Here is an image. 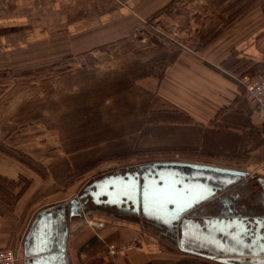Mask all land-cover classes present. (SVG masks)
Returning <instances> with one entry per match:
<instances>
[{
	"label": "rangeland",
	"instance_id": "rangeland-1",
	"mask_svg": "<svg viewBox=\"0 0 264 264\" xmlns=\"http://www.w3.org/2000/svg\"><path fill=\"white\" fill-rule=\"evenodd\" d=\"M0 1L4 16L6 0ZM117 6L74 21L62 6L40 12V21H0V194L12 199L30 188L34 205L68 203L92 180L156 161L243 169L253 183L264 178V151L256 143L214 131L210 126L220 122L201 123L177 104L190 93L186 83L197 82L198 62L235 80L226 66L239 53L238 41L264 34V0ZM263 67L233 73L243 96L240 77ZM72 222L73 236L84 230L81 240L95 243L72 264H129L136 251L159 257L153 264H223L182 253L136 223L88 213Z\"/></svg>",
	"mask_w": 264,
	"mask_h": 264
},
{
	"label": "water",
	"instance_id": "water-1",
	"mask_svg": "<svg viewBox=\"0 0 264 264\" xmlns=\"http://www.w3.org/2000/svg\"><path fill=\"white\" fill-rule=\"evenodd\" d=\"M249 176L247 170L200 162L156 161L95 179L89 193L97 205L122 208L171 236L183 251L225 264H264V213L209 210L220 193ZM82 197L39 212L24 242L27 264H69V223L85 215Z\"/></svg>",
	"mask_w": 264,
	"mask_h": 264
},
{
	"label": "crops",
	"instance_id": "crops-1",
	"mask_svg": "<svg viewBox=\"0 0 264 264\" xmlns=\"http://www.w3.org/2000/svg\"><path fill=\"white\" fill-rule=\"evenodd\" d=\"M124 1L125 0H6V3H4L6 4L7 13L4 16L0 15V21H40V12H46L48 10L57 11L58 13L62 7L66 13L67 19H69L67 21H74L76 18L79 20L85 19V17H91L95 12L106 10V7L113 6L112 8H115ZM2 3L3 2L0 1V6H2ZM55 15L57 14L55 13ZM248 38L249 37H247V39ZM234 46L239 53L234 56L235 58L232 63H228L226 70L232 72L231 76L235 78V80L227 79L225 76L218 73L217 70H214L213 67L212 69L198 62L195 65L196 71L193 72L199 75L198 80L197 82L190 81L186 83V86L190 90V96L185 95V99L178 100L177 104H180L179 107L182 108V110L188 112V114L192 115L201 123H208L209 121L220 122L214 126L211 125L210 128H212V130L217 132L224 131L228 137L234 140L237 139L241 144H243L244 141L248 146H250L251 143H256L254 147L259 148V151H264V126H260L252 115L251 104L244 98L243 88L236 82V77L233 74L242 69L243 71L250 70L256 64L264 63V34L258 38L256 37V39L253 38L247 41L241 39ZM229 54L230 52L228 55ZM222 60H225V58L221 57L217 59L215 63H219L220 65ZM219 65L216 66L220 67ZM213 142L211 141L210 143ZM14 167L17 168V170L19 168L16 165H14ZM3 170L4 172H2V174H8L9 176V174L12 173V177L15 179L14 171L10 172L8 168H3ZM249 173L252 175V172ZM29 190L30 188L28 191ZM28 191L21 195L19 191H16L14 193L15 197L12 196L14 200L12 205H9V201L12 199H8L7 195L3 193L0 194V247L15 244L18 240H21L20 244L15 248L20 257L17 264H27L28 259L24 254V242L39 212L45 208L66 203V199H61L34 205L31 201L32 199H28ZM118 223L122 222L118 221ZM72 227L73 222L71 221L69 223L70 230L66 251L69 264H72L73 260L77 258L78 251H82V253L86 252L89 246L95 244L89 243V245L86 241L81 240L80 236L84 233V230H81V235L76 237L73 236ZM170 241L176 242L175 240ZM144 243L146 242L143 241L142 245H144ZM177 247L179 248L178 244ZM180 251L189 255L191 254V256L193 255L196 258H205L207 261L214 260L181 249ZM156 254L158 255V253L148 255L154 256ZM146 255L145 253L136 251L126 257L127 262L129 264H153L155 261L152 262V260H157L159 258L155 257L156 259H152L146 257ZM47 264H58V259H53ZM102 264L116 263L102 261Z\"/></svg>",
	"mask_w": 264,
	"mask_h": 264
},
{
	"label": "flooded vegetation",
	"instance_id": "flooded-vegetation-1",
	"mask_svg": "<svg viewBox=\"0 0 264 264\" xmlns=\"http://www.w3.org/2000/svg\"><path fill=\"white\" fill-rule=\"evenodd\" d=\"M253 176H249L247 180L241 181L237 185H233L227 188L223 193H220L217 197H220L218 201L212 203L209 210L213 214H217L220 211L234 212L235 214H243L245 216H253L254 214L264 213V178L258 177L257 181L253 183L251 180ZM94 180L90 181L85 185L81 195V200L85 205V214L98 215L100 219L110 221H120V222H132L137 225H141L143 229H152L145 222L138 221L130 213L122 208H117V206H109L104 203L97 205L93 202V198L89 191L93 190L94 187H89ZM105 197L100 198V201ZM88 199V200H87ZM158 236H162L168 241L173 240L171 236L165 234L159 229L154 230ZM225 264V263H223Z\"/></svg>",
	"mask_w": 264,
	"mask_h": 264
},
{
	"label": "built area",
	"instance_id": "built-area-1",
	"mask_svg": "<svg viewBox=\"0 0 264 264\" xmlns=\"http://www.w3.org/2000/svg\"><path fill=\"white\" fill-rule=\"evenodd\" d=\"M240 83L244 87L245 98L251 104L252 115L260 126H264V67L254 72H245L240 77ZM19 259L15 249L0 248V264H17Z\"/></svg>",
	"mask_w": 264,
	"mask_h": 264
}]
</instances>
